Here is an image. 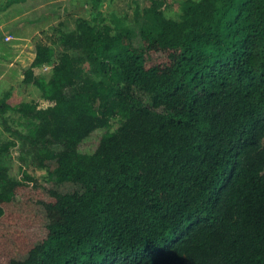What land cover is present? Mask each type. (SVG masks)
<instances>
[{
	"label": "trees",
	"instance_id": "1",
	"mask_svg": "<svg viewBox=\"0 0 264 264\" xmlns=\"http://www.w3.org/2000/svg\"><path fill=\"white\" fill-rule=\"evenodd\" d=\"M164 4L130 24L77 17L56 61L37 43L21 68L40 99H0V219L43 223L36 240L2 235L3 264H264V0H184L177 19Z\"/></svg>",
	"mask_w": 264,
	"mask_h": 264
},
{
	"label": "rangeland",
	"instance_id": "2",
	"mask_svg": "<svg viewBox=\"0 0 264 264\" xmlns=\"http://www.w3.org/2000/svg\"><path fill=\"white\" fill-rule=\"evenodd\" d=\"M6 1L0 0V7ZM30 1H33L32 7H30L31 5L27 6V4L14 2L6 10L0 12V57L4 58L3 60L0 58V99L4 98L10 105L40 99L41 93L39 89L31 83L23 82L20 74L21 68L28 65L33 59L35 44L45 43L51 45L54 48V61H56V57L61 50L56 39L58 29L72 30L77 17L86 18L91 23L105 22L113 25L111 15H115L121 22L130 24L133 22V12L136 6L145 7L150 0H100L99 10L101 16H97L92 10L89 0ZM182 1L184 0H165L163 7L165 16L177 19L180 14ZM35 19V23L30 22V20L33 21ZM41 72L48 78L51 67L44 65ZM6 117L13 128L25 130V122L16 112L9 110L6 113ZM111 122L110 129L112 130L117 126V121L114 119ZM0 133H3V136L8 135L7 132L2 131L1 125ZM93 139L91 137L87 140L84 146L85 150H92ZM9 156V175L14 178L21 177L19 144L10 148ZM26 160V171L36 177L39 182L44 183L47 177L46 170L31 164L30 157H26ZM21 194L25 200L44 198L41 191L35 187H26L21 191ZM10 213L12 216L15 215L11 217L12 219L17 218L19 220L12 222L9 220V214V219L6 217L0 219V264H3L7 257L6 247L1 238L4 233L11 235L10 231L14 232L12 235L14 239L24 237L36 240L43 230L42 217L40 215L27 214L28 216L26 217L17 216L18 213L14 210Z\"/></svg>",
	"mask_w": 264,
	"mask_h": 264
},
{
	"label": "crops",
	"instance_id": "3",
	"mask_svg": "<svg viewBox=\"0 0 264 264\" xmlns=\"http://www.w3.org/2000/svg\"><path fill=\"white\" fill-rule=\"evenodd\" d=\"M8 1L9 0H7L6 1V3L3 5V6H1L0 7V12H3L4 10H6L9 6H11L12 4H14V2H12V3H10L9 5L7 4L8 3ZM29 0H23V1H16V2H20L21 4L23 3V4H27V6H30V7H32V4H33V1H30L29 3H27ZM20 4V5H21ZM2 60L4 59L3 57H0ZM7 63H9L8 61H7ZM2 65H3V63H1ZM5 64V63H4ZM20 74H21V72H20ZM21 76H22V74H21ZM23 77V76H22Z\"/></svg>",
	"mask_w": 264,
	"mask_h": 264
}]
</instances>
